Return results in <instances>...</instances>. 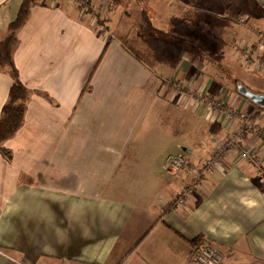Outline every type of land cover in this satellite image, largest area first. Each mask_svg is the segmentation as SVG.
I'll list each match as a JSON object with an SVG mask.
<instances>
[{"label": "crops", "instance_id": "obj_1", "mask_svg": "<svg viewBox=\"0 0 264 264\" xmlns=\"http://www.w3.org/2000/svg\"><path fill=\"white\" fill-rule=\"evenodd\" d=\"M21 2L0 0V38ZM237 3L107 1L102 27L94 0L87 11L37 0L12 53L31 95L4 142L11 159L0 154V264H186L197 236L220 250V264H264V109L222 70L239 64L233 43L254 35L229 11ZM248 7L262 19L264 0ZM170 78L200 87V105ZM11 83L0 70V110ZM240 113L253 122L243 134ZM229 138L235 144L220 145ZM181 151L187 166L170 169L167 158ZM209 163L175 210L190 171Z\"/></svg>", "mask_w": 264, "mask_h": 264}, {"label": "rangeland", "instance_id": "obj_2", "mask_svg": "<svg viewBox=\"0 0 264 264\" xmlns=\"http://www.w3.org/2000/svg\"><path fill=\"white\" fill-rule=\"evenodd\" d=\"M84 1H89V0H84ZM99 1L100 3L97 4L96 2ZM107 1L109 3V1L113 2L114 0H94L96 6L94 7L89 6L91 7V10H89L90 8L87 6L89 12L95 13L97 11L96 13H98L99 16V18L97 19L98 20L100 19L99 22H102L101 23L102 27H106L105 21L107 19L106 14H108V12L105 11L108 7V4L106 5ZM236 1H238L236 7L241 8L240 6H242V8L241 9L238 8V11L237 9H234L232 11L231 8L229 11L236 13V15H232V16H234L238 20V22L242 24V31H243L242 33H244L245 35L254 33V35H252L253 39H250L248 42L245 41L237 42L236 40V42L233 43L234 46L236 45L239 46L237 49H235L236 55H234V59H235L234 61L239 64H237V67H235L234 64L232 63V66L235 69H233L232 66L229 67L230 69L226 67L222 68L221 65V68L224 73L223 77L224 79H228L229 87L232 88L233 90H235L234 81L237 80L238 82L241 83L243 80L244 83L248 84L245 85L246 87H248L253 92H258L256 88H259L260 85L264 86V15H262V19H260L253 17L251 13L248 14L245 13L247 12L246 6L248 7L250 0H236ZM215 58H219V57L216 56ZM169 80H170V84H175V81H177L171 78ZM189 88L190 91L187 90L189 96L187 95L186 97H183V99H186V103H188L187 102L188 101L187 98H188L195 106L200 105L198 104L199 101H197L196 99L195 100L192 99L203 98L206 96V93H203V91L200 92V87L199 88L189 87ZM181 90L183 92V96H185L184 91H186V88L183 87L181 88ZM195 92L196 94H198V97L195 95ZM214 103H216V100H214ZM261 133L264 134V132ZM185 157L187 159L186 154Z\"/></svg>", "mask_w": 264, "mask_h": 264}, {"label": "trees", "instance_id": "obj_3", "mask_svg": "<svg viewBox=\"0 0 264 264\" xmlns=\"http://www.w3.org/2000/svg\"><path fill=\"white\" fill-rule=\"evenodd\" d=\"M36 2L37 0H22L15 19L6 26V35L0 38V70L6 69L12 79L7 99L0 110V154L8 160L11 159V151L4 146V142L12 137L22 125L27 102L31 95V91L19 79L12 53L18 43L17 32L28 19L30 10ZM237 82V80L234 81L236 92ZM239 95L246 99L241 94ZM210 130L217 132L218 126L212 124ZM185 166H187V163ZM201 239L200 236L194 237L190 240V244L192 245Z\"/></svg>", "mask_w": 264, "mask_h": 264}, {"label": "built area", "instance_id": "obj_4", "mask_svg": "<svg viewBox=\"0 0 264 264\" xmlns=\"http://www.w3.org/2000/svg\"><path fill=\"white\" fill-rule=\"evenodd\" d=\"M38 1H43V0H38ZM75 1L78 2V5H80L81 7L83 6V8L87 10L86 2L88 1H84V0H75ZM181 83H182L181 81H175L174 84L175 90L180 93H183L181 88L185 87L186 91H184V93H186L187 96L188 95L187 90L190 91L189 88L190 86ZM195 95L198 97V94H196V92ZM187 100L190 99L187 98ZM219 105H222L221 102L216 101V103H214L213 101V107ZM207 110H210V108ZM239 117L242 120L239 134H243V132H247L252 128L253 122L251 117L245 113H240ZM227 141H230L232 144H235V139L229 138V139H223L220 145H226ZM239 157L241 159L249 160L250 162L255 164L260 163L257 153L252 150H245V151L240 150ZM186 163H187V159L185 157V153L182 151L173 154L172 156H169L167 158L168 167L175 171L182 170L185 167ZM212 166L213 164L209 163L200 171H195V170L190 171L192 175L190 180L181 187L178 195L171 201V205L175 210H178L179 208L186 206L188 197H190L193 191L195 190V188H197L200 185L202 175L205 172L209 171L212 168ZM262 174H263L262 176L264 177V173ZM221 259H222V253L220 252V250L209 240L201 239L200 241L190 245V251L187 255L186 264H220Z\"/></svg>", "mask_w": 264, "mask_h": 264}, {"label": "water", "instance_id": "obj_5", "mask_svg": "<svg viewBox=\"0 0 264 264\" xmlns=\"http://www.w3.org/2000/svg\"><path fill=\"white\" fill-rule=\"evenodd\" d=\"M237 92L244 96L251 103L264 109V93L253 92L240 82L236 83Z\"/></svg>", "mask_w": 264, "mask_h": 264}]
</instances>
